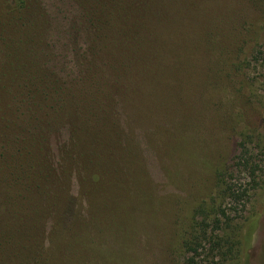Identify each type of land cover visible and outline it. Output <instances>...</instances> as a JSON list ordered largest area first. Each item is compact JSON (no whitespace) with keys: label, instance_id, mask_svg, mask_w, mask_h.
Masks as SVG:
<instances>
[{"label":"rangeland","instance_id":"374dc122","mask_svg":"<svg viewBox=\"0 0 264 264\" xmlns=\"http://www.w3.org/2000/svg\"><path fill=\"white\" fill-rule=\"evenodd\" d=\"M63 1L54 49L22 42L23 22L0 27V68L13 55L19 87L58 82L33 112L8 111L0 155L23 148L26 163L48 152L61 175L45 216L38 183L9 187L1 180L15 162L0 159V227L14 243L0 247V264H264V0ZM43 32L32 42L45 45ZM57 118L73 134L34 149L38 119ZM92 171L98 181L85 179ZM13 213L32 230L17 232Z\"/></svg>","mask_w":264,"mask_h":264},{"label":"trees","instance_id":"16d2710c","mask_svg":"<svg viewBox=\"0 0 264 264\" xmlns=\"http://www.w3.org/2000/svg\"><path fill=\"white\" fill-rule=\"evenodd\" d=\"M82 1L83 2L85 1L93 2L94 1V3L96 4L95 6H102L101 3L105 0H93V1L92 0H82ZM66 3L67 1H63V0H56V1L55 0L54 1L52 0H0V27L1 26L3 27V25L7 22L10 24L18 25V26L23 22L24 25L19 27V31L21 35L20 39L22 42L23 41L29 42L31 45H34L33 48L37 47V44H40L44 46L45 47L44 49L46 50L54 49L60 42V38L62 37L61 35L63 31L62 29L55 28V25L56 24H59V26L63 25L64 22L62 18H65L63 14L67 13V7L70 8L69 6L70 1L67 6H66ZM95 6L94 5L92 6L93 10L96 9ZM94 22H96L95 18H94ZM25 25L26 27H31L32 29L28 31L27 33L25 32L24 34L23 27H25ZM43 29H44L43 33L48 35L47 43L43 45L44 41L41 39H39L41 41L32 42L33 38L38 39V37H36L37 31L39 34L40 30H43ZM25 42L22 44H26ZM2 59L4 61V64H2L0 68V119H1L0 135L9 139L8 130L11 127V123L8 118V111L10 109L15 111V107L17 108L16 105H20L19 107L21 109L24 107V104H25V108L27 106L28 112L29 113L33 112L32 103L34 101V97L38 96L37 94H42V93L48 94L47 92H54L53 90L56 88V84L58 82L51 81L52 83L47 85L46 88H43L40 85H35V86L28 85V87L26 86L19 87L17 85V77H18L21 66L18 67L17 60L15 57L13 58V55L9 58V60L5 55L2 57ZM83 66H86V65H83ZM79 68L80 67H77V66L70 68L71 74L76 73V75L74 74L75 81H79L82 75L84 74L82 70L78 72ZM74 69L77 70V72ZM39 77L43 78L46 76L45 75L42 76V72H41V75ZM93 79L99 82H102L99 79V77H94ZM52 84L55 87L52 86ZM102 85H103V82L99 84L98 86L101 87ZM50 86H52V89H51L52 91H50V88H51ZM120 90L121 89H119L118 91ZM101 91H105V90H101ZM109 92L111 93L112 90ZM83 93L85 94V96H89L92 94V93H85V92ZM105 97H106L105 101L100 102V103L104 107L105 110H107L108 108V110L110 111L114 103L113 94H110V95L108 94V96H105ZM109 104H111V107L108 106ZM109 111H103V112L106 115H108ZM112 112H113V109H112ZM33 118H34L33 115H31V117L29 118V121H31L30 123L31 125L33 124L34 121H36L35 118L33 121ZM36 126H37L36 129L38 133H35V137L33 138L35 145H33L32 147L34 149L36 148V145L43 146L49 139H51V135L56 136L58 133L64 131L65 129H66L65 131H67L68 134H73L71 128H68V129L66 128V125L62 122V118H57L55 119V121L51 122L50 124L43 123L41 120L38 119ZM66 144H67L66 145L67 150L73 152L71 148V146H73L72 140L70 139V142L69 143L67 142ZM22 151H23V148H20V149L15 148V152L12 156H10V158L6 157V155H8L6 151L2 152V154L0 155V159L4 160L5 163H8L9 159L12 160V162H15V167L11 169V167L7 165L6 169H4L6 170L4 172L5 175L3 176L1 181L3 183L5 182L9 187H11L15 183L19 184V186L24 187L23 188L24 191L32 190L35 188L30 183L29 185L24 183V181L32 180L34 183L36 184L38 183L39 185L38 184L36 185V187L38 188H35V189H40L42 191L43 198H44V199H41V202L38 204V207H41L42 214H44L45 216L50 215V212L52 209L51 205H50V208L49 207L47 208V206L49 205H46L45 203L49 200V197H50L48 190L51 189V186H52V190L56 188V184L53 180V177L55 176V178H58V179H60L61 177V175L58 174V172H56L58 168V164L55 161H53V166L49 165L48 152H46V156H43L42 154H40L39 158L35 157L34 159H29L26 163H22L19 158L21 155H23ZM76 158H78V156H75L71 160L76 161ZM71 164H72V161H71ZM75 164L79 165V162L76 161ZM55 173H57V175H54ZM65 174L68 179V187L69 186L74 187L73 182L71 180L72 173H71L70 168L66 170ZM85 174H87V175H84L85 179L89 178L90 180H92V182L98 181L100 179V175L97 172L92 171L91 173H85ZM222 175H223L222 173L221 174L218 173V179H219L220 186H221L222 181L224 183V180L222 179ZM82 182H84V180H82ZM52 193L54 194L53 196L58 198V193H56L55 190ZM225 194L229 195V197H232L235 200L240 199V196H236L235 192L231 188L230 189L226 188ZM24 204H26V202L24 203L22 200L19 201V203H17L15 210L19 216L21 215V213H25ZM13 215H15L14 216L15 221H12V222L14 223V226L16 225L17 232L19 233L22 232V234H24L32 230L29 228L27 229L25 228L27 224L26 221L24 220L17 221V217H16L17 214L13 213ZM222 215L225 217V212H222ZM0 234L2 235L0 237V247L1 246L6 247L10 245L9 241L11 242L12 245H14V243L11 241L12 237L9 238L6 234H3L1 227H0ZM23 242H24V239H22V241H20L19 244L17 243L16 245L20 246L23 244ZM192 246H194L192 242L187 243L186 244L187 250L189 252L190 251L196 252L197 250H195V248H193ZM188 264H195L194 258H190L188 260Z\"/></svg>","mask_w":264,"mask_h":264}]
</instances>
